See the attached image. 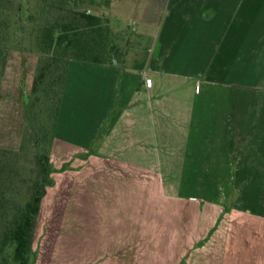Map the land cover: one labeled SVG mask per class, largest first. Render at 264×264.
I'll use <instances>...</instances> for the list:
<instances>
[{
    "label": "crops",
    "instance_id": "crops-1",
    "mask_svg": "<svg viewBox=\"0 0 264 264\" xmlns=\"http://www.w3.org/2000/svg\"><path fill=\"white\" fill-rule=\"evenodd\" d=\"M106 1L110 12L146 17L132 29L148 53L139 71L69 63L33 246L40 239L52 250V176L62 175L63 150L83 156L82 167L164 192L182 190L174 176L212 177L216 196L201 201L214 209L210 232L189 236L168 264H264V0ZM238 183L254 185L255 200L240 206L247 214L233 232L220 192Z\"/></svg>",
    "mask_w": 264,
    "mask_h": 264
},
{
    "label": "rangeland",
    "instance_id": "rangeland-1",
    "mask_svg": "<svg viewBox=\"0 0 264 264\" xmlns=\"http://www.w3.org/2000/svg\"><path fill=\"white\" fill-rule=\"evenodd\" d=\"M17 1L3 0L1 7L7 14L8 10L16 8ZM94 1L96 6L91 8V14L103 15L114 32L126 29L130 32L128 36L119 33L117 39L121 45L131 41L127 61L141 59L144 54L140 50L145 47V40L138 39L132 28L139 30L146 17L113 13L109 11L108 1ZM23 2L27 14L38 8L35 0ZM28 22L26 19V28ZM24 41L21 42L23 47L13 42L5 46L9 49L0 89V149L19 152L18 169L22 170L26 166L24 160L32 159L35 147L47 149L55 123L51 116L45 119L43 127L48 132V135L43 133L45 136L39 130L42 124L38 116L34 120L35 130L27 128L26 110L30 117L38 110V107L28 110L24 105L25 94L31 99L34 97L31 87L37 74L38 58L33 41ZM2 59L0 52V64ZM61 152L62 164L57 160L56 163L61 166L57 173L62 175L52 176V250L50 247L39 249L40 239H37L29 264H168L183 244H187L189 236L210 232L214 209L208 202L201 201L203 196L209 200L216 196L212 177L174 176V181L179 183L180 179L184 183L182 190L164 192L155 184L150 187L139 176L134 180V176H113L111 171H98L94 165L82 167L83 156ZM195 178L197 185L193 182ZM233 179L230 177L231 182ZM201 187L209 188L204 195L198 191ZM232 187L230 192H220L221 196H227H224L221 212L232 217V231L239 232L240 217L247 214L240 206L251 205L255 191L254 185L249 191L239 183ZM47 216L43 213L41 219L46 220ZM221 216L224 215L221 213ZM37 227L38 220L36 230Z\"/></svg>",
    "mask_w": 264,
    "mask_h": 264
},
{
    "label": "trees",
    "instance_id": "trees-1",
    "mask_svg": "<svg viewBox=\"0 0 264 264\" xmlns=\"http://www.w3.org/2000/svg\"><path fill=\"white\" fill-rule=\"evenodd\" d=\"M2 1L0 89L9 49L5 46L13 42L23 47L22 41H33L38 58L37 74L31 87L34 97L31 99L25 94L24 105L28 110L31 107H38V110L31 117L26 110V125L29 130H35L36 116L42 127L50 116L55 122L47 149L35 147L32 159L24 160L23 170L18 169L19 152L0 149V264H29L41 202L51 185L50 149L69 63L90 62L139 71L148 53V40L136 35L145 40V47L140 50L144 55L129 62L126 58L131 41L121 45L117 39L119 33L128 36L130 32L128 29L114 32L103 15L91 14V8L96 6L94 0H35L38 8L30 14H27L23 0H18L16 8L6 14L1 7ZM26 19L29 21L27 28ZM42 127L40 132L48 135Z\"/></svg>",
    "mask_w": 264,
    "mask_h": 264
}]
</instances>
